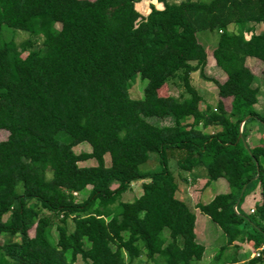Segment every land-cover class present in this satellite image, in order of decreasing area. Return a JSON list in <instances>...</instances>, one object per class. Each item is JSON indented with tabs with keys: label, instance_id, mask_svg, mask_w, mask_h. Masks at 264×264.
I'll use <instances>...</instances> for the list:
<instances>
[{
	"label": "trees",
	"instance_id": "16d2710c",
	"mask_svg": "<svg viewBox=\"0 0 264 264\" xmlns=\"http://www.w3.org/2000/svg\"><path fill=\"white\" fill-rule=\"evenodd\" d=\"M156 1L161 9L150 4L141 16L138 0H0V31L28 34L19 44L12 36L0 42V264H145L155 256L196 264L204 248L195 242V217L175 197L195 168L230 189L195 204L225 238L218 253L257 249L240 261L217 253L211 264L264 260V116L242 64V57L264 64V0ZM202 31L233 51L232 40L245 36L239 55L219 43L212 50L222 82L205 74ZM194 72L214 85V107L199 108ZM136 75L146 83L134 100ZM169 84L178 95L159 96ZM247 123L260 128L258 143H247L254 138L245 135ZM81 143L90 150L74 153ZM49 155V177H36L30 165ZM151 157L155 167L141 169ZM88 160L94 164L78 165ZM135 182L139 195L120 201ZM255 187L244 214L240 202Z\"/></svg>",
	"mask_w": 264,
	"mask_h": 264
},
{
	"label": "rangeland",
	"instance_id": "374dc122",
	"mask_svg": "<svg viewBox=\"0 0 264 264\" xmlns=\"http://www.w3.org/2000/svg\"><path fill=\"white\" fill-rule=\"evenodd\" d=\"M182 0H164L166 4H176ZM196 1V0H192ZM199 2H207L208 0H197ZM143 3L142 5L145 7V11L148 9V5L152 4L153 6H156V0H138L136 4V9L139 11V5ZM161 5V3H160ZM262 29L261 25H256L254 27V32L259 33ZM238 30V29H237ZM239 35V34H238ZM10 36L13 37V40L16 44H19L23 41H25L28 38V34L23 31L19 30H11L8 29L5 26L1 27L0 31V42L6 40ZM196 38L198 42L204 47L206 57H207V67L205 74L207 76H210L214 78L218 82H222L225 79V75L222 72V69L220 70L218 67L214 65L213 59L211 57L212 50L216 47L217 43L221 45L222 48H224L226 54L229 51V49L233 46H230L229 42L218 40L217 35L210 32H197ZM245 38L244 35L238 36L232 41L236 40V45L234 46L235 49L233 51L234 55H239V52L242 50L241 41ZM32 45L34 47H39V42L35 41L32 42ZM24 54L21 55L23 57ZM242 64H245L250 68V70L253 73L254 80H253V87H256L258 90L257 94V101L254 106V109L257 111L258 114L264 116V64L259 62L255 59H249L242 57ZM239 64L240 59L238 60ZM229 64V62L222 63L223 65ZM191 83L196 87L199 95L202 98V102L199 105V108L202 109L205 104L210 105L211 107H214V104L217 100L216 96V89L214 85H212L210 82L202 80L197 72H194L190 75ZM145 80L139 79V77L136 75L134 77V80L130 82V88H129V97L131 99L137 100L142 97V90L145 85ZM159 96H166V95H172L176 96L180 92V89L169 84L168 87L162 86L158 91ZM226 103V101H224ZM244 122V121H243ZM170 120H158V125H164L169 124ZM246 132L245 135L249 138L253 136L251 140H247L248 144H252L254 141L258 143L261 140V130L258 128V130L255 127V124L253 123H247L246 124ZM260 131V132H259ZM207 132H211V129H207ZM60 138L62 140L66 139V136L63 133L59 134ZM5 138V133L0 131V140H3ZM74 153L79 152H88L90 150L89 146L81 143L74 148H72ZM52 159L53 156L49 155L42 159L40 162L34 163L30 165L33 173L36 177H39L41 174L44 175L46 178L49 177L51 167H52ZM106 160V158H105ZM108 160V159H107ZM94 162L92 160H88L85 162H79V166H90L93 165ZM156 165V161L153 157L144 165L141 166V169H151L154 168ZM157 167V166H156ZM194 173L192 174V172ZM192 174V175H190ZM189 175V176H188ZM183 176L187 177V184H179V190L178 193L175 194V197L178 200L183 201L188 208L193 212L195 221H194V227H193V233L195 236V242L202 245L204 248L202 257L200 261L196 264H211L212 258L215 254L218 253L220 247L225 245V238L223 234L221 233L220 229L212 223L207 217L202 215L196 208V203L205 204L207 203L214 195L226 193L228 192L229 186L227 185V182L224 179H218V180H208L205 177V174L203 172L202 168H195L190 173L184 174ZM192 176L197 180L195 184H190L192 181ZM54 186H56L59 189H63L66 187L65 184H63L61 181H50ZM111 188H114V185L111 186ZM189 188V189H188ZM88 190V188H87ZM86 190V191H87ZM256 187L252 191V193L247 194L243 197V199L240 202L239 208L242 207V212L244 214H248L250 212V209L253 201L257 200V194H256ZM140 193V182H135L131 184L130 191H127L126 193L121 195L120 201L122 202H130L134 197L138 196ZM86 196V192L75 195L76 201H80L84 199ZM244 208V209H243ZM68 229L71 228L70 222L67 223ZM28 234L31 236L32 231L30 230ZM163 235L166 236V231H163ZM51 238H55V231L54 229L51 230ZM238 248H234L233 246L226 247L220 254L221 258H236L237 260H244L245 258H251L255 256L256 250L249 246H246V244H241L237 246ZM144 259V258H143ZM143 263L145 264H164L163 259L159 258L158 256L154 257V260H145ZM75 264H82L79 259H77ZM256 264H264V260H260Z\"/></svg>",
	"mask_w": 264,
	"mask_h": 264
},
{
	"label": "crops",
	"instance_id": "0c3cea01",
	"mask_svg": "<svg viewBox=\"0 0 264 264\" xmlns=\"http://www.w3.org/2000/svg\"><path fill=\"white\" fill-rule=\"evenodd\" d=\"M136 4L137 3H135L134 4V9L141 15V16H145L146 14H147V12H148V9L145 11V7L142 5L143 3H141L140 5H139V11H138V9H136ZM152 5V4H151ZM156 6H153L154 8H156V9H161V7H162V5H160V3L159 2H157L156 1V4H155ZM194 173V171L192 172V174ZM192 174H190V175H192ZM189 176V175H188ZM197 179V178H196ZM193 176H192V181H190L191 183L190 184H195L196 183V180ZM189 189V188H188ZM244 209V208H243ZM241 210H242V207H241Z\"/></svg>",
	"mask_w": 264,
	"mask_h": 264
},
{
	"label": "water",
	"instance_id": "95a60500",
	"mask_svg": "<svg viewBox=\"0 0 264 264\" xmlns=\"http://www.w3.org/2000/svg\"><path fill=\"white\" fill-rule=\"evenodd\" d=\"M242 125V123H240V126ZM239 132H240V129H239ZM239 137L241 136L240 134L238 135Z\"/></svg>",
	"mask_w": 264,
	"mask_h": 264
},
{
	"label": "built area",
	"instance_id": "2783aa9c",
	"mask_svg": "<svg viewBox=\"0 0 264 264\" xmlns=\"http://www.w3.org/2000/svg\"><path fill=\"white\" fill-rule=\"evenodd\" d=\"M256 255V254H255Z\"/></svg>",
	"mask_w": 264,
	"mask_h": 264
}]
</instances>
